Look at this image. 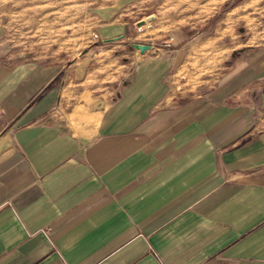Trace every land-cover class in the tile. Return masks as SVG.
Here are the masks:
<instances>
[{"label": "crops", "instance_id": "0c3cea01", "mask_svg": "<svg viewBox=\"0 0 264 264\" xmlns=\"http://www.w3.org/2000/svg\"><path fill=\"white\" fill-rule=\"evenodd\" d=\"M147 53L0 66V264H264V51L204 95Z\"/></svg>", "mask_w": 264, "mask_h": 264}, {"label": "rangeland", "instance_id": "374dc122", "mask_svg": "<svg viewBox=\"0 0 264 264\" xmlns=\"http://www.w3.org/2000/svg\"><path fill=\"white\" fill-rule=\"evenodd\" d=\"M135 44L150 57L181 50L175 80L187 95L208 94L235 62L264 51V0H0V66L95 55L112 86L135 65Z\"/></svg>", "mask_w": 264, "mask_h": 264}, {"label": "water", "instance_id": "95a60500", "mask_svg": "<svg viewBox=\"0 0 264 264\" xmlns=\"http://www.w3.org/2000/svg\"><path fill=\"white\" fill-rule=\"evenodd\" d=\"M153 19H154V16H150L146 20H142V21L138 22L137 25L138 26H142V25L146 24L147 22H151ZM134 48L137 49V50H139V51H141L142 53H144V52H146V51H148V50L151 49L150 46L141 45V44H135L134 45Z\"/></svg>", "mask_w": 264, "mask_h": 264}]
</instances>
